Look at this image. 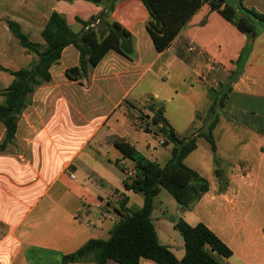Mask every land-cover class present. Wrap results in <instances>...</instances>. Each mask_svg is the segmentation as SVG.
I'll use <instances>...</instances> for the list:
<instances>
[{"label":"crops","instance_id":"1","mask_svg":"<svg viewBox=\"0 0 264 264\" xmlns=\"http://www.w3.org/2000/svg\"><path fill=\"white\" fill-rule=\"evenodd\" d=\"M100 1L96 5L82 0H0V89L13 80L7 71L16 72L34 60L12 35L8 21L16 23L31 42L43 45L41 31L52 13L62 16L72 32L80 33V22L90 21L105 8L106 0ZM108 20L131 34L132 52L126 58L109 51L79 83V89L88 85L93 92L90 114L85 115L83 97L76 99V105L61 98L54 120L49 119L52 112H46L53 110L51 92L59 90V84L68 85L65 70L78 65V51L68 46L58 64L50 68L51 82L33 93L32 102L22 112L13 144L0 153V264H61L64 255L88 240H106L119 220L122 199L126 203L121 212L143 205L141 194L123 188L126 171L121 168L133 171V162L109 140H125L161 167L171 158L170 151L163 164L159 163V142L152 143L150 138L160 134L134 126L117 108L143 113L152 105L162 111L178 138L196 133L204 126L212 102L208 90L218 91L228 82L234 62L248 44L247 37L207 3L161 53L155 51L146 32L148 13L140 0H116ZM252 60L253 53H249L241 75L217 110L218 123L212 132L227 186L212 191L209 185L189 211L179 207L176 211L190 226L203 223L231 249L229 258L210 252L219 264H264V65ZM171 75L188 94L201 89L205 111L190 105L180 109L176 119L167 115V105L182 96L180 88L168 84ZM124 102L135 108H127ZM68 106L75 107L71 114ZM25 122L35 129L20 131ZM189 123H198V127L191 130ZM3 133L0 124V142ZM233 152L237 160L220 155ZM204 162L214 176L210 147L197 138L196 149L184 164L207 180ZM111 166L119 169L121 180L109 170ZM155 231L159 243L171 250ZM183 255L182 246L175 257ZM107 264L117 263L108 260ZM139 264L155 263L141 260Z\"/></svg>","mask_w":264,"mask_h":264},{"label":"trees","instance_id":"2","mask_svg":"<svg viewBox=\"0 0 264 264\" xmlns=\"http://www.w3.org/2000/svg\"><path fill=\"white\" fill-rule=\"evenodd\" d=\"M82 1L96 5L101 2ZM140 1L148 13L145 29L157 53L168 49L174 38L205 3L244 34L248 44L254 39L255 25L264 24V13L245 7L243 0H223L222 3H218V0ZM115 2L116 0H106L105 8L96 17L87 22H80L83 25L80 33L72 32L62 16L52 13L41 31L43 45L31 42L16 23L7 22L14 38L28 54L34 56V60L28 67L16 72L7 71L13 80L5 89L0 90V124L4 128L0 153L13 144L22 112L30 105L33 93L51 82L50 68L58 64L66 47L73 46L79 54L78 65L64 72L68 80L77 83L86 78L89 71L96 67L109 51L129 58L133 42L131 34L118 23L108 20ZM246 50L247 48L242 50L234 62L235 70L231 72L228 82L220 85L218 91L208 90L212 102L207 110V124L196 133L178 138L162 111L156 110L152 105L147 107L152 116L138 128L146 133L153 131L160 134L164 138L163 145L172 146L171 158L162 167L147 159L125 140L117 137L111 139L112 145L123 157L133 162V177L123 181V188L141 194L143 205L132 212H121L126 203V199H122L118 211L119 220L110 229L108 238L88 240L75 252L64 255L61 264H107L108 260L117 264H139L141 260H150L155 264H219L211 257L210 252L224 258L232 256L231 249L203 223L190 226L183 219H179L174 228L182 237L184 255L177 259L168 247L159 243L151 214L154 210L153 199L160 189L166 190L182 211H189L208 192V181L184 164V159L196 149L197 138H203L210 147L214 176L220 190L227 186L228 181L223 177L224 163L216 155L212 132L218 123L217 110L223 107L224 99L232 90L231 85L243 71ZM124 105L129 109L135 108L126 102ZM138 112L143 114L139 109ZM146 118L144 116V119Z\"/></svg>","mask_w":264,"mask_h":264},{"label":"rangeland","instance_id":"3","mask_svg":"<svg viewBox=\"0 0 264 264\" xmlns=\"http://www.w3.org/2000/svg\"><path fill=\"white\" fill-rule=\"evenodd\" d=\"M243 4L245 7L249 8V9H253L256 12L259 13H264V0H243ZM192 18V17H191ZM188 24V23H187ZM187 26V25H186ZM185 26V27H186ZM264 24L262 23H257L255 25V35H254V42L250 43V44H246V46L242 49L244 50L245 48H247L246 53L247 56L249 53H253V62H260V64L264 65ZM247 58V57H246ZM246 61V60H245ZM245 65V64H244ZM235 66V65H234ZM82 81V80H81ZM80 81V84L82 83ZM68 85L66 84H59V90L51 92L50 97L54 98V104L51 107L53 110L51 111H46V112H52V114L50 116L53 117H49V119H53L54 120V116L56 115V110L58 109V112L60 111V105H61V98H65L68 99L71 103V105H76V99L83 97L85 99V110L86 113L85 115L90 114L89 111H92V106L89 105V99L92 98V90L88 89V85L85 84V89L82 90L81 88L79 89V83L73 82L72 85L69 84L70 81L68 80ZM161 83V81H160ZM52 84V83H51ZM171 87L178 89L180 88V92L182 93L181 97H177L174 101H171L172 103H169L167 105L166 111H167V115L170 118H177L178 114L180 112V109H182L183 107L185 109H187L190 105H192V107L198 111H205V109L207 108L206 106V101L202 95L201 89L197 88L196 92H191V94H188L187 89H185L184 87H181L182 85L179 84V81H177L176 79L173 78V76L171 75V77L169 78V83H168ZM1 90V89H0ZM79 90V91H78ZM46 92H49V90ZM31 102L33 100V95L31 96ZM2 100V98L0 97V101ZM58 100V101H57ZM190 102V104H188V101ZM179 103V105L177 106V104ZM57 105V106H56ZM68 108L70 109L69 113L71 114V109L75 108L72 106H68ZM48 110V108L46 109ZM117 111H119V113L124 114L125 116L129 117V119H131V121L133 122L134 126H137V123L135 124L136 121H138L139 116H141L142 118H144V116H146V119L140 120V125L139 126H143L144 123L146 121L150 120V117L152 116L150 114V112L148 110H145L143 112V116L141 114H138L137 112H130L128 111V109H126L125 107L117 108ZM137 119V120H136ZM26 123V122H25ZM183 124V123H181ZM204 124H207L206 121H204ZM30 126H28V124H22L21 127L19 128L20 131H24L29 129ZM187 127L191 128V130L195 129L198 127V123H189L187 124ZM30 128H34L35 127H30ZM180 130V129H179ZM112 139V138H111ZM111 139L109 141H111ZM25 142L24 143H29L27 138H24ZM22 141V140H21ZM30 141V140H29ZM163 141L164 138L161 135H157V136H151L150 138V142H159V145H156V150L161 153V157H160V161L159 163L163 164V160L165 158V156L168 154V152L171 151V145L165 147L163 146ZM28 145V144H26ZM30 145V143H29ZM161 145V146H160ZM170 149V150H169ZM221 157L223 158L224 156H226L229 160H237V154L236 152H233V154L231 153L230 155H223V153H220ZM252 156V154L250 155ZM251 158L254 159V157L252 156ZM255 160V159H254ZM240 161H244V160H240ZM244 164V163H243ZM121 169L128 172V167H122ZM202 169L204 171V173H206V178L207 181L209 182V185L211 187V190L213 191L214 188L218 187V181L217 179L212 175L208 173V166H206V162L202 163ZM68 171H70L69 169H67ZM109 170L116 176L118 177L120 180L123 178L122 174L120 173L119 169L111 166L109 167ZM122 170V171H123ZM125 179H127L126 173L124 174ZM223 177L226 180L225 174L223 172ZM153 206H154V210L151 214V220L152 223L154 224L157 233L159 235V238L162 242H167L168 244H170L171 247V252L175 255V254H180V250L181 247L183 246V241H182V237L180 236L179 232L174 228V224L176 221H178L179 219H181V217L179 216V214L176 212L177 211V204L174 201V199L168 194V192L164 189H160L159 192L157 193V195L154 197L153 199ZM178 252V253H177Z\"/></svg>","mask_w":264,"mask_h":264},{"label":"built area","instance_id":"4","mask_svg":"<svg viewBox=\"0 0 264 264\" xmlns=\"http://www.w3.org/2000/svg\"><path fill=\"white\" fill-rule=\"evenodd\" d=\"M139 114V113H138ZM138 118V121H136L135 122V124L137 123V127H139V125H140V121H139V119L140 120H143L144 118H142L141 116H139V117H137ZM137 120V119H136ZM133 171H126V176H127V178L128 179H130L131 177H133ZM70 178H72V179H74V176L72 175V174H70Z\"/></svg>","mask_w":264,"mask_h":264},{"label":"water","instance_id":"5","mask_svg":"<svg viewBox=\"0 0 264 264\" xmlns=\"http://www.w3.org/2000/svg\"><path fill=\"white\" fill-rule=\"evenodd\" d=\"M223 0H218V3H222Z\"/></svg>","mask_w":264,"mask_h":264}]
</instances>
